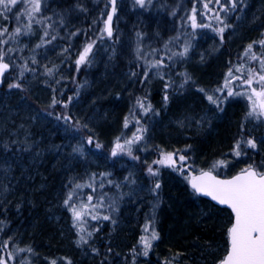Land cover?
<instances>
[{
    "label": "trees",
    "instance_id": "16d2710c",
    "mask_svg": "<svg viewBox=\"0 0 264 264\" xmlns=\"http://www.w3.org/2000/svg\"><path fill=\"white\" fill-rule=\"evenodd\" d=\"M66 1L70 20L79 24L54 21L57 0H40L31 20L25 14L17 21L31 8L22 3L5 13L7 19L0 17V31L8 30L0 36V54L11 67L9 82L0 88V159L11 172L1 176L10 190L0 198V259L218 264L227 251L232 216L196 196L187 183L203 170L229 177L264 161V120L255 123L247 115L245 95H228V88L249 91L247 85L231 79L225 87L229 70L246 77L248 68L259 69L252 53L264 59V0H185L183 13L179 4L163 14L169 24L163 49L145 57L136 41L118 55L120 29L113 28L111 36L104 31V8L101 16L84 11L79 0ZM17 27L21 33L12 35ZM25 36L40 54L30 61L17 54ZM88 45L87 59L78 66ZM33 76L38 92L26 89ZM86 105L94 112L93 127L75 117ZM167 153L184 159L177 167L159 163ZM227 159L235 163L225 166ZM69 194V205L88 206L75 227L65 204Z\"/></svg>",
    "mask_w": 264,
    "mask_h": 264
},
{
    "label": "snow or ice",
    "instance_id": "6c2138e0",
    "mask_svg": "<svg viewBox=\"0 0 264 264\" xmlns=\"http://www.w3.org/2000/svg\"><path fill=\"white\" fill-rule=\"evenodd\" d=\"M143 2L144 0H137V3L141 5H143ZM18 3H22L25 6L31 4V8L25 7V12L16 16L17 21H19L21 15L25 14H27L31 20L32 13L40 11V0H0V9H3V11H0V15H3L5 19H7L5 13L11 11ZM217 3H219V0H217ZM205 8H207V4ZM111 19L112 17L109 15L108 22H110ZM108 22L105 24V30L108 35L111 36V28ZM192 26L194 28L197 27L196 18L194 16L192 17ZM223 30V28L219 29L220 32H223ZM7 31V28H4L0 31V36L4 35ZM20 33L21 28L17 27L12 35H19ZM6 42L7 41H4V43ZM260 43L261 46L264 47V41ZM37 47H39V45H37ZM91 47V45L86 46L83 52L79 54V59L76 61L78 66L86 61ZM251 49L252 45H249V52ZM185 51H187V49H185ZM245 54L248 55L247 52ZM250 59L259 60V69L248 68L246 77H235L232 70H229L225 78V87L228 86L231 79H242V85H247L249 91L245 93H234L232 88H228V95H245L250 102V111L247 115L249 117H260L264 116V59L258 58L254 53H252ZM159 64L160 62L157 61L152 67H157ZM8 69L9 64L4 61L3 54H0V76H3ZM236 71L240 72L241 69L237 68ZM47 74L51 75V69L47 70ZM254 83L259 85V88L253 87ZM10 87H18V85L13 84L10 85ZM201 91L203 90L201 89ZM217 91H219V89H217ZM165 99H167V97H165ZM207 99L211 103H217L218 98L208 95ZM65 119H67V117H65ZM125 126H127V124H125ZM136 139H139V137H136ZM89 143H91L90 138ZM127 143H131V141H127ZM247 144L253 148L256 146L251 140H248ZM97 147H99V145H97ZM120 147L122 146L118 143L117 148ZM236 147L239 149V143ZM128 151L131 152V149ZM115 154L116 152L114 150L113 155ZM235 154L240 155V152L236 151ZM171 158L172 154L167 153L164 155V159L160 160L159 163L171 161ZM180 158L182 160L184 159L182 156ZM149 172L152 173L151 168H149ZM152 174L155 175V173ZM190 183L197 193L210 196L217 203L226 205L231 209L234 216V221L227 230L229 248L225 258L220 264H264V170L256 171L252 168L245 169L241 174L231 179H218L210 171L201 172L199 176L192 177ZM77 187L81 186L77 185ZM159 187L160 185L157 183L156 188ZM71 199L72 196L69 194L65 204L70 207L74 220L73 226L75 227L76 222H79L82 215L86 214L85 210L88 206L82 204L77 208L74 205H69L68 202ZM91 200L92 196L89 195L88 201L91 202ZM103 218L108 219L107 216ZM145 231H147V228ZM89 235H91V233H89ZM80 239L83 241L84 237L81 236ZM152 239H158V235L155 232L152 233ZM150 246L151 245L145 241V248L147 249ZM21 251H23V249ZM144 254L147 255V251H145ZM0 264H5V262L0 259Z\"/></svg>",
    "mask_w": 264,
    "mask_h": 264
},
{
    "label": "rangeland",
    "instance_id": "374dc122",
    "mask_svg": "<svg viewBox=\"0 0 264 264\" xmlns=\"http://www.w3.org/2000/svg\"><path fill=\"white\" fill-rule=\"evenodd\" d=\"M184 1L185 0H144L143 5H141L137 3V0H132L128 4L127 1L125 0H79L80 5L86 12H91L93 14L100 12V15L102 16L103 14V11H101L102 8L106 10L104 14L105 19L103 24L104 31H106L105 24L106 22H108L109 15L112 17L111 21L108 22L111 31L117 25L119 26L118 29H120V32L118 34L119 35L118 39L121 38V43L118 46L117 51H118V55L120 54L121 57H123L124 55L123 54L124 48L125 49L129 48L131 42L134 41H136L138 45V49L139 46L141 45L142 51L140 49L139 51H141V55H143L144 57L156 54L157 52L160 51L159 50L160 47L161 49H163L164 46L163 33L165 31V28L169 27V24L166 27L165 23H163L162 21V17L164 16L163 14L166 12V10L176 9L179 6V4H181L179 9H181V13H183L184 7L182 6L184 5ZM64 2L65 0H57L56 3L52 4L51 10L54 12L52 13L54 17V21H57L59 19V21L66 22L68 25L79 24V22L76 21L73 22L70 20V10H72V6L70 7L67 1L65 3ZM73 4H75V2ZM75 5L77 6V4ZM122 37H124L123 40ZM33 46H36L34 42L31 41L28 36H25V40H21L20 43L16 45L17 54L21 56L25 54L26 55L25 57L27 58L26 60L30 61L32 60L33 56L36 57L37 53L39 54L38 50L37 53L35 54L32 52L31 47ZM61 50L62 48H59L56 50V52H60ZM139 51L137 50V52ZM108 57L109 59H111L109 55H107V59ZM113 58L114 56L112 57V59ZM100 60L103 59L100 58ZM5 81L9 82L7 78ZM40 86H41L40 83L36 81L34 76L31 77L29 80H27L26 83L27 91L31 90L38 92V88L41 89ZM79 111L77 113L75 112V117L85 122L86 125H90L91 121L94 119V115H93L94 112L93 111L91 112L89 110V105L83 106ZM249 111H250V106L248 105V112ZM251 118L254 119V122L259 120L260 121L264 120V116H260V117L251 116ZM26 135L27 134H25L23 137H26ZM114 150H116V147L111 148V151ZM172 159L176 163L182 162V159L175 154H172L171 160ZM169 162L170 161H166L165 164L167 163L169 164ZM3 163L4 160L1 158L0 159V198H3L6 194L8 196L10 190L8 184L6 185L4 182V178L1 177L4 174H6V171L7 174L5 176H7V178L10 177L11 174L10 167H7V169L3 168L2 167ZM233 163L235 162L227 159L226 164L224 165L230 167L231 165H233ZM255 169L257 171L264 170V161H262L261 164L258 165V168L255 167ZM143 172H146V170H144ZM13 237L14 236L12 234L11 236H9V239H12Z\"/></svg>",
    "mask_w": 264,
    "mask_h": 264
},
{
    "label": "water",
    "instance_id": "95a60500",
    "mask_svg": "<svg viewBox=\"0 0 264 264\" xmlns=\"http://www.w3.org/2000/svg\"><path fill=\"white\" fill-rule=\"evenodd\" d=\"M9 71H10V66H9L8 71L5 72L3 76H0V88L2 87L3 82H4V78L6 77V75H7V73H8ZM170 165H172V166H176V164L174 163V161H171V162H170ZM203 172H209V171H203ZM210 172H211V171H210ZM211 173H212V172H211ZM200 174H201V172H200V173H197V174H194V175H191L190 180H191L192 177H197V176H199ZM212 174H213V173H212ZM239 174H241V172H240V173H237V174H235V175H233V176H231V177H227V178L218 177V176H216L215 174H213V175L216 176L218 179H231L232 177H234V176H236V175H239ZM188 186H189V188H190V189H191V190H192V191H193L198 197L203 198V199L209 201L210 203H212L213 205H215V206H217V207H219V208L227 209V210L231 213V215H232V222L234 221V216H233L232 211H231L230 208H228L226 205H221V204L217 203V202H216L215 200H213L210 196L203 195L202 193H197V192L192 188L190 181H189V183H188ZM230 227H231V226H230ZM228 248H229V244H228ZM228 248H227V251H228ZM226 253H227V252H226ZM225 256H226V254H225ZM225 256H224V258H225ZM224 258H223V259H224ZM223 259H222V260H223ZM222 260H221V261H222ZM221 261H220V262H221ZM220 262H219V264H220Z\"/></svg>",
    "mask_w": 264,
    "mask_h": 264
},
{
    "label": "bare ground",
    "instance_id": "6f19581e",
    "mask_svg": "<svg viewBox=\"0 0 264 264\" xmlns=\"http://www.w3.org/2000/svg\"><path fill=\"white\" fill-rule=\"evenodd\" d=\"M129 44H130V43H129ZM38 91H40V88H38ZM28 92H32V91L30 90V91H28ZM35 96H36V95H35ZM89 110H90V109H89ZM90 111H91V110H90ZM94 121H95V119L92 120V127H93V125H96V124H97V123L95 124ZM86 126H88V125H86ZM97 126H98V125H97ZM89 127H91V126H89ZM171 161H174V160L172 159ZM171 161H170V162H171ZM170 162H169V164H168L169 166H171V167H177V166H178V163H176L175 161H174V163L176 164V166H172V165H170ZM203 171H209V170H203ZM203 171H200V172H203ZM200 172H197V173H200ZM197 173H193V174H191V175H194V174H197ZM191 175H190V177H191ZM190 177H189L188 183H189V181H190ZM188 183H187V185H188ZM188 188H189V186H188ZM189 190H190L191 192H193L190 188H189ZM193 193H194V192H193ZM214 206H215V205H214Z\"/></svg>",
    "mask_w": 264,
    "mask_h": 264
}]
</instances>
